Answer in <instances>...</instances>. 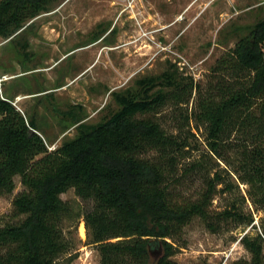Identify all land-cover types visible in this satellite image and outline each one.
<instances>
[{"label": "trees", "instance_id": "1", "mask_svg": "<svg viewBox=\"0 0 264 264\" xmlns=\"http://www.w3.org/2000/svg\"><path fill=\"white\" fill-rule=\"evenodd\" d=\"M57 1L0 0V37L15 42L30 58L26 24ZM218 62L213 69L224 75L212 87L216 93L201 95L197 110L181 120L190 123L194 116L205 127L212 157L228 164L224 142L241 133L237 144H229L237 147L234 170L250 184L253 203L264 210V16ZM177 71L167 69L113 91L119 107L96 123L85 121L82 106L70 105L66 115L76 135L54 150L40 135L36 113L27 115L13 104L15 96L0 94V195L14 191L16 176L24 186L13 197L11 218L0 223V264H61L73 248L66 222L80 218L100 264H180L173 259L175 238L195 215L208 216L218 184H230L216 173L205 177L208 187L197 199L179 198L180 185L200 162L185 165L179 174L194 134L170 133L157 119L169 101L178 108L198 90ZM225 74L240 79L229 81ZM71 189L92 206L84 209L63 199ZM220 215L253 222L252 215L237 208ZM241 242L251 257L234 264H264V218L261 232L246 233Z\"/></svg>", "mask_w": 264, "mask_h": 264}, {"label": "rangeland", "instance_id": "2", "mask_svg": "<svg viewBox=\"0 0 264 264\" xmlns=\"http://www.w3.org/2000/svg\"><path fill=\"white\" fill-rule=\"evenodd\" d=\"M263 16L264 0H59L27 22L30 58L23 56L15 42L0 37V76H10L1 91L10 97L20 94L14 99L17 107L29 116L36 113L40 135L56 149L77 132L66 115L70 105L82 106L85 121L96 123L119 107L112 92L134 87L140 78L169 69L178 70L186 81L192 79L198 90L189 101L178 108L169 101L157 114L170 133L194 134L186 147L188 158L179 163V174L190 163L200 162V168L180 185L179 198L197 199L208 187L205 177L216 173L230 185L218 184L208 216L195 215L175 238L178 248L173 259L180 264H234L250 259L241 238L261 232L264 218V210L249 194L250 184L234 170L237 147L230 149L229 144H237L241 133L234 132L224 142L232 162L228 164L208 151L205 127L198 126L194 116L190 123L181 117L197 110L203 94L216 93L212 87L224 74L213 67ZM30 66L36 68L25 72ZM225 78L240 79L231 74ZM42 89L46 91L35 92ZM15 184L12 193L0 195V223L11 218L13 197L24 189L18 176ZM62 198L84 209L92 206L73 189ZM233 205L244 216L252 215L253 222L221 219L225 209H236ZM66 226L73 248L60 263L100 264L98 249L88 242L84 219L67 221ZM70 256H74L71 261Z\"/></svg>", "mask_w": 264, "mask_h": 264}, {"label": "built area", "instance_id": "3", "mask_svg": "<svg viewBox=\"0 0 264 264\" xmlns=\"http://www.w3.org/2000/svg\"><path fill=\"white\" fill-rule=\"evenodd\" d=\"M9 78H10V76H7V75L0 76V85H1V87H2L3 82H4L5 80L9 79ZM0 94L2 95V91H1V89H0ZM13 104L16 105L15 101H13ZM16 106H17V105H16ZM18 109H20V108L18 107ZM20 110H21V109H20ZM41 136H42V135H41ZM42 137H43V136H42ZM43 139H44V137H43ZM47 146L49 147L50 150H54V147H51L52 145H48V144H47Z\"/></svg>", "mask_w": 264, "mask_h": 264}, {"label": "crops", "instance_id": "4", "mask_svg": "<svg viewBox=\"0 0 264 264\" xmlns=\"http://www.w3.org/2000/svg\"><path fill=\"white\" fill-rule=\"evenodd\" d=\"M7 95V94H6ZM18 95H20V94H18ZM18 95H16V96H18ZM16 96H15V98H16Z\"/></svg>", "mask_w": 264, "mask_h": 264}]
</instances>
